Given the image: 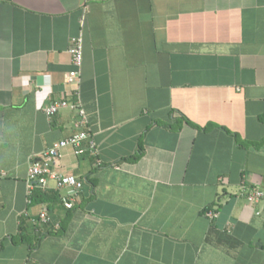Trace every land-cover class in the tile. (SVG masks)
Masks as SVG:
<instances>
[{"label":"crops","instance_id":"0c3cea01","mask_svg":"<svg viewBox=\"0 0 264 264\" xmlns=\"http://www.w3.org/2000/svg\"><path fill=\"white\" fill-rule=\"evenodd\" d=\"M78 108L95 154L57 161L78 201L29 203ZM0 171V264H264V202L238 195L264 189V0H0Z\"/></svg>","mask_w":264,"mask_h":264},{"label":"built area","instance_id":"2783aa9c","mask_svg":"<svg viewBox=\"0 0 264 264\" xmlns=\"http://www.w3.org/2000/svg\"><path fill=\"white\" fill-rule=\"evenodd\" d=\"M82 38L79 37L71 42L69 48V55L71 57L72 65L76 70L71 71L67 77V83H75L79 79L80 68L83 59ZM74 106V105H72ZM70 104L66 100L55 101L48 107L44 108L43 112L51 119L61 109H67ZM75 107V106H74ZM78 116L75 123L78 131L66 140L59 141L46 150L42 155L32 157L27 171V195L29 203L30 196L34 189L47 190L49 183L53 184V191L60 195V202L66 210H72L82 188L83 182L73 175L62 174L57 169V161L62 157L61 152L67 147L74 150L75 156H80L84 153L95 154L96 147L91 141L90 134L87 131V118L82 108H78ZM5 173L0 171V179L5 177ZM239 197L245 199L250 204H259L264 202V189L260 187H247L244 183L240 185ZM213 212H207L206 216L210 219L214 217ZM35 224L48 225L50 218L48 210L43 207L38 218L33 220Z\"/></svg>","mask_w":264,"mask_h":264},{"label":"trees","instance_id":"16d2710c","mask_svg":"<svg viewBox=\"0 0 264 264\" xmlns=\"http://www.w3.org/2000/svg\"><path fill=\"white\" fill-rule=\"evenodd\" d=\"M134 158H136V157H133V158H131V159H134ZM39 196H40V198H41V200L42 201H44V199L46 198V197H48V196H52V198H55V200L58 198V200H59V202H60V195L57 193V192H53V191H49V192H47V193H42V194H39ZM60 204H61V202H60ZM61 206L63 207V205L61 204ZM64 208V207H63ZM65 209V208H64ZM66 210V209H65ZM67 211H71V210H67ZM49 225V224H48ZM47 225V226H48ZM62 228H64V226L63 227H61V230H62Z\"/></svg>","mask_w":264,"mask_h":264}]
</instances>
